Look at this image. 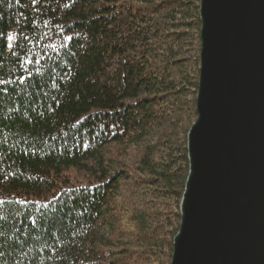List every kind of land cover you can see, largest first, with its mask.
<instances>
[{"label":"trees","instance_id":"1","mask_svg":"<svg viewBox=\"0 0 264 264\" xmlns=\"http://www.w3.org/2000/svg\"><path fill=\"white\" fill-rule=\"evenodd\" d=\"M200 0H0V264H170Z\"/></svg>","mask_w":264,"mask_h":264},{"label":"water","instance_id":"2","mask_svg":"<svg viewBox=\"0 0 264 264\" xmlns=\"http://www.w3.org/2000/svg\"><path fill=\"white\" fill-rule=\"evenodd\" d=\"M196 120L170 264H264V0H200Z\"/></svg>","mask_w":264,"mask_h":264},{"label":"rangeland","instance_id":"3","mask_svg":"<svg viewBox=\"0 0 264 264\" xmlns=\"http://www.w3.org/2000/svg\"><path fill=\"white\" fill-rule=\"evenodd\" d=\"M195 122V121H194ZM193 125V124H192ZM191 125V126H192ZM191 126H190V128H191ZM189 128V129H190ZM189 129L187 130V134H188V131H189ZM186 138H187V136H186ZM187 140V139H186ZM186 148H187V142H186ZM181 199H182V197H181ZM180 202H181V200H180ZM177 234V233H176ZM175 237V236H174ZM174 237H173V239H174ZM173 239H172V246H173ZM171 256H172V252H171ZM171 262V261H170Z\"/></svg>","mask_w":264,"mask_h":264}]
</instances>
